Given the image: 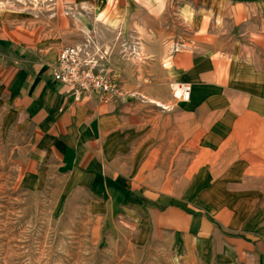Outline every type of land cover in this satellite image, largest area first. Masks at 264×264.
<instances>
[{
    "label": "crops",
    "instance_id": "obj_1",
    "mask_svg": "<svg viewBox=\"0 0 264 264\" xmlns=\"http://www.w3.org/2000/svg\"><path fill=\"white\" fill-rule=\"evenodd\" d=\"M152 1L0 0V134L28 136L14 189L86 205L138 263L264 264V0H162L121 100L53 77L80 33L151 20Z\"/></svg>",
    "mask_w": 264,
    "mask_h": 264
},
{
    "label": "rangeland",
    "instance_id": "obj_2",
    "mask_svg": "<svg viewBox=\"0 0 264 264\" xmlns=\"http://www.w3.org/2000/svg\"><path fill=\"white\" fill-rule=\"evenodd\" d=\"M161 1L153 0L150 4L151 20L140 18L132 26L126 23L114 30L111 37L101 39L100 35L87 32L76 39L75 43H80L90 35L108 53L105 65L117 76L120 92L117 100L124 98L123 69L153 62L154 58L145 55V49L149 48L152 55L158 52L154 38L158 32L163 33L156 24L163 7ZM173 19L174 16L169 18V23L173 24ZM119 29L124 38L118 36ZM134 37L140 41V57L132 54ZM169 43L170 48L172 40ZM182 47L178 45L173 50ZM116 66L120 67L118 74ZM27 142L28 136L15 141L0 134V264H143L130 256L124 236L116 238L104 232L86 205L70 203L57 208V202L49 198L51 194L14 189L13 175L28 155Z\"/></svg>",
    "mask_w": 264,
    "mask_h": 264
},
{
    "label": "built area",
    "instance_id": "obj_3",
    "mask_svg": "<svg viewBox=\"0 0 264 264\" xmlns=\"http://www.w3.org/2000/svg\"><path fill=\"white\" fill-rule=\"evenodd\" d=\"M118 36L124 38L121 29ZM133 39L135 42H132V54L140 57V41L136 37ZM100 47L92 36L87 35L82 42L64 47L57 57L53 77L67 88L76 102L85 98L108 102L120 97L118 80L113 72L106 68V63L109 61L108 53L103 52ZM176 88L182 99L189 101L190 87L179 84Z\"/></svg>",
    "mask_w": 264,
    "mask_h": 264
},
{
    "label": "bare ground",
    "instance_id": "obj_4",
    "mask_svg": "<svg viewBox=\"0 0 264 264\" xmlns=\"http://www.w3.org/2000/svg\"><path fill=\"white\" fill-rule=\"evenodd\" d=\"M174 91V93H175V90H173Z\"/></svg>",
    "mask_w": 264,
    "mask_h": 264
}]
</instances>
